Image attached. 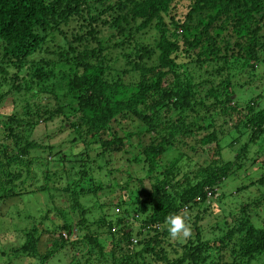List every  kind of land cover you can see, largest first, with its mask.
<instances>
[{"label": "trees", "instance_id": "obj_1", "mask_svg": "<svg viewBox=\"0 0 264 264\" xmlns=\"http://www.w3.org/2000/svg\"><path fill=\"white\" fill-rule=\"evenodd\" d=\"M176 1L0 0V101L10 97L13 103L0 135L18 140L13 146L0 145L1 197L15 191L6 181L11 167L20 165L22 155L36 146L25 135L56 112L66 116L77 134L75 141L81 140L86 148L93 143L99 146L96 156L115 151L130 155L128 147H133L129 161L145 167L146 176L135 178L126 169L121 186L114 178L104 183L93 175L94 159L85 152L76 155L79 158L71 166L52 173L73 175L61 191L70 197L76 219L72 220L71 211L69 215L58 209L63 221L55 224L45 212L43 221L50 220L53 231H58L51 245L45 253L38 251L40 234L48 228H24L25 239L14 250V260L30 256L37 262L29 264H46L70 246L77 254L67 264H264V226H255L244 213L247 203L233 225L225 215H214L212 232L222 235L224 226L228 231L213 241L235 237L230 261L212 249V239H203L198 225L203 217L200 205L221 209L217 187L246 159L249 144L264 142V104L256 97L232 98L234 74L249 75L264 62V0H192L183 21L171 14ZM102 28L105 38L99 36ZM111 47L117 52L114 58L108 57ZM106 48L112 51L101 53ZM235 65L239 71L232 74ZM197 70L207 76L204 96L193 77ZM52 100L57 106L47 107ZM70 102V113L65 114ZM232 112H241L242 118L229 130L218 131L217 119ZM233 129L237 135L232 144L244 134L247 140L233 160L225 161L221 139ZM190 137L192 145L187 141ZM22 139L25 144L19 147ZM13 147L16 153L7 156V149ZM172 151L177 152L175 157L164 160ZM201 154L206 155L204 163L194 159ZM44 178L45 186L38 191L49 192L51 198L53 188L46 182L50 173L45 172ZM85 182L83 190L80 185ZM114 187L122 194L108 204L99 202L98 196L101 215L87 217L89 210L79 198ZM263 204L261 196L251 206ZM169 214H181L186 222L192 219L195 234L185 244L170 237L165 223ZM134 220L139 224L132 228ZM177 248L182 252L177 253Z\"/></svg>", "mask_w": 264, "mask_h": 264}, {"label": "rangeland", "instance_id": "obj_2", "mask_svg": "<svg viewBox=\"0 0 264 264\" xmlns=\"http://www.w3.org/2000/svg\"><path fill=\"white\" fill-rule=\"evenodd\" d=\"M191 2L192 0H177L174 3V9L173 11L171 10V14H173L174 12L176 13L175 19H179L181 21L184 20V15L188 11ZM165 18L167 20L170 19L169 16H166ZM103 29L104 28L101 29L99 36L105 38L107 36V32ZM106 45L109 46L108 43H106ZM111 48L113 49V47ZM109 51L112 50L110 48H106L101 53H107ZM262 52L264 60V50ZM116 53V50L113 49L108 57L114 58ZM182 54L183 58L185 54ZM188 59L189 58L185 56V60ZM235 66L236 67H233L231 69L232 74L239 71L237 69V65ZM203 70L204 68L200 69L201 72H203ZM193 77L196 83H198L197 89L199 91V95L204 96L206 89L209 86L208 82L204 81L207 76L205 74H199V71L197 70L193 73ZM217 80L218 78H215L214 82L216 83ZM232 81L236 84L234 88L235 92L232 96L233 99L238 97V99L240 100H248L252 97H256L257 100L260 99L258 103L264 104L263 61L259 62L254 70L250 71L249 75L247 74V72L239 73L238 75L234 74ZM56 90H58L57 83ZM60 91L63 90L61 89ZM56 106L57 103H54L53 100L47 104V107L49 108H54ZM70 106L71 102L68 107H65V114L70 113ZM12 107V98L7 97L0 101V126L2 123H5L4 127H7L6 119L8 118L7 115L12 112ZM65 118L66 116L64 114L56 112L51 120L40 122L35 128H33V130H31L30 133L25 135L27 136V141H33L36 146L29 148L25 156L22 155L23 160L20 165L11 167L14 170L6 178L8 179L6 181L12 182L10 186L13 185L15 187V191L4 197H1L3 193L0 194V264H29L31 262H37V259L30 258V256L29 258H25L24 256L19 255L20 257L16 258L15 260L13 258L14 250L19 245H21L23 243V240L25 239L24 228L30 229L35 225L40 229H49L48 232H43L42 234H40L38 242L36 241L38 251L40 253H45L46 249L49 248L58 232L53 231L55 224H61L63 221L61 215L57 213L58 209L60 211L65 210L64 213H67L69 215L73 214L72 220L76 219V214H74V212L71 210L70 197L66 192L61 191V188L64 187L66 183L72 181L71 179L73 175L69 176L68 178L65 177L64 174H61V176L59 177L54 174L52 175V173L59 172L58 170L60 169H67V167L71 166V164L73 163L72 161L79 158L75 157L76 155L84 152L89 154L90 159H94L91 164L94 171L93 175L95 176V178L101 180L104 183H107L106 180H108V178H114L117 180L119 186H121V184L126 180V169H129L131 171V174H133V177L135 178L138 176H143V178L146 177L144 170L145 167L141 169L140 167L132 164L129 161V159L131 158V154H134L133 147H128L131 151L130 155L127 153L115 151L110 156H96V153L99 150V146L93 143L86 148L81 140L75 141L74 136H76L77 134L71 128H69L67 121H65ZM239 118H242L241 112H232V116H221L217 119L216 129L219 131L221 129H227V127H234L236 121ZM1 133L2 132H0V134ZM236 133L237 130L233 129L229 131V135L227 137H223L221 139V143H225V146H222V148L220 149V154L225 161L233 160L236 152H238L241 145L247 140V135L244 134L245 136L243 135L240 139L237 140V142L232 144L233 142H231V139L237 135ZM15 141L18 142V140L16 139L13 140V136L6 140L2 135H0L1 146H4L5 143H10V145L13 146ZM187 141H189L188 143L191 145L194 144L193 137L188 138ZM24 144L25 141L24 139H22L20 144L18 143V146L22 147L24 146ZM182 149L185 150V148ZM16 151V147L10 148L9 150L7 149V156L16 153ZM185 151H188V149H186ZM247 152L248 153L246 154V159H244L243 163L238 166V168H235L233 174L224 179L221 185L217 187L215 197L221 195V202L218 203L221 209L217 205L215 209H209V207L205 208L206 203H202L199 207V211L201 212L200 214L203 217L200 221H198V225L202 230L203 239H212V243H210L211 246H214L212 249L217 250V254L220 252L224 253L225 256H223L228 261L231 260V256H229L228 254L230 252L229 249L230 247H235V245L231 244L234 241L235 237L232 238L231 241H225L224 238L223 240L227 242V245H224V241H213L214 237L218 238V236L220 237L228 231L227 229L225 230L226 227L224 226L222 235L216 236V232H212L215 229L214 215L219 214V218L225 215L224 218H227V222L230 225H233L236 223L234 220L240 217V211L243 208V205L247 203L249 206L247 207V209H245L246 211L244 210V213L246 212L247 216H249L250 220L255 226H264V204L256 207L251 206V203L255 199L264 196V142L249 144V146L247 147ZM176 154V151L168 152L164 156V160H171L175 157L174 155ZM201 155L202 157L198 156L194 159L198 160L200 163H204L203 159L205 158H203V156H206L207 153L206 155ZM56 158H58L61 162L56 161ZM193 163L194 161L191 162L190 167H192ZM77 165H79V163L76 164V169H78ZM4 169L9 172L8 165H4ZM45 172L46 174L50 173V180L46 182H48V185L49 187H51V189L53 188V190L50 191V193L52 194L51 198L48 196L49 192L43 193L44 191H38L39 187L45 186ZM1 175L4 176V174ZM1 175L0 178L2 177ZM261 177H263L261 180H257ZM86 182L80 185L83 190L87 187ZM146 183L147 186H149L147 180H145V184ZM1 185L3 186V184ZM108 185L107 188L110 187ZM112 188L113 187H111V189ZM28 190H34L36 192L34 194H31L28 193ZM119 192L120 194H122L123 192V190L119 187H114L113 191L101 190L100 192H98L97 196H89L88 194L87 196L84 195L83 197H80L79 202L81 201V203L89 210L87 213V217H89L90 219H94L95 217L101 215V213H99V207L98 205H96L97 197L99 196V202L108 204L111 199L119 196ZM196 210L197 208H194L192 210V213H194ZM70 211L72 214L70 213ZM45 212L49 213V217L54 221L55 224L50 220L45 219L43 221L42 217ZM27 215H29V217H26ZM191 220H187V224L190 226V235L188 237H193L195 234V230L192 227ZM132 222L134 223L132 228H134L135 225L139 224V222H136L135 220ZM188 237L184 239L180 238V240L182 241L181 244H185L186 242L184 240H186ZM221 246H223V248ZM176 252H182L181 248H177ZM74 254L77 253L72 252L70 246H66L63 251L60 250L59 252L55 253L51 257V259L46 262V264L70 263L72 261V257H74ZM148 261L149 259H147V262ZM217 264H220V261Z\"/></svg>", "mask_w": 264, "mask_h": 264}, {"label": "clouds", "instance_id": "obj_3", "mask_svg": "<svg viewBox=\"0 0 264 264\" xmlns=\"http://www.w3.org/2000/svg\"><path fill=\"white\" fill-rule=\"evenodd\" d=\"M165 223L168 225V232L173 239L186 238L190 235V226L181 214H169Z\"/></svg>", "mask_w": 264, "mask_h": 264}, {"label": "built area", "instance_id": "obj_4", "mask_svg": "<svg viewBox=\"0 0 264 264\" xmlns=\"http://www.w3.org/2000/svg\"><path fill=\"white\" fill-rule=\"evenodd\" d=\"M74 231H75V230H74ZM74 234H75V233H73V235H72L73 237H74ZM63 235H64V236H67L65 233H63Z\"/></svg>", "mask_w": 264, "mask_h": 264}]
</instances>
